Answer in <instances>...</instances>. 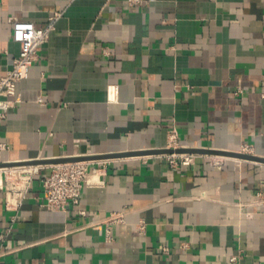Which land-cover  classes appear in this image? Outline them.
Here are the masks:
<instances>
[{
    "label": "crops",
    "instance_id": "1",
    "mask_svg": "<svg viewBox=\"0 0 264 264\" xmlns=\"http://www.w3.org/2000/svg\"><path fill=\"white\" fill-rule=\"evenodd\" d=\"M142 1L0 0V79L12 19L60 15L0 119L2 161L134 154L94 160L103 185L64 212L41 207L52 164L16 212L0 188V264H264V164L135 155L175 128L180 148L264 158V0Z\"/></svg>",
    "mask_w": 264,
    "mask_h": 264
},
{
    "label": "built area",
    "instance_id": "2",
    "mask_svg": "<svg viewBox=\"0 0 264 264\" xmlns=\"http://www.w3.org/2000/svg\"><path fill=\"white\" fill-rule=\"evenodd\" d=\"M142 0H127L128 7L141 5ZM59 14L52 15L45 27H36L32 23L12 19L11 38L20 47V51L12 60L11 68L0 79V119L6 118L9 110L18 102L16 85L27 78L32 64L37 60L38 52L44 45ZM118 89L116 86H109L107 89L108 102L115 101ZM7 147L0 144V153ZM167 150L180 149L178 144V133L175 128L168 132ZM170 168L189 166L194 162V154H164ZM28 163V162H26ZM7 164L1 159L0 165ZM218 164V163H217ZM219 165V164H218ZM42 165H26L0 168V188L4 189L5 210L16 212L26 199L30 184ZM105 164L100 161H80L63 163L49 166L50 173L41 179L44 202L41 207L50 211L64 212L68 206H78L82 190L85 187H98L103 185L101 175ZM109 224L121 222L120 218L112 217ZM143 230V225H140ZM109 238V231L107 232ZM168 252L167 248L163 249ZM4 253L0 247V258ZM235 257L231 261H235ZM45 264V263H43Z\"/></svg>",
    "mask_w": 264,
    "mask_h": 264
},
{
    "label": "water",
    "instance_id": "3",
    "mask_svg": "<svg viewBox=\"0 0 264 264\" xmlns=\"http://www.w3.org/2000/svg\"><path fill=\"white\" fill-rule=\"evenodd\" d=\"M172 153L217 155L221 157L236 158L240 160L264 164V158L255 157L253 155H248L244 153H236V152H228V151L204 150V149H194V148H180V149H175V150L163 149L159 151H147L145 153H137L135 155H160V154H172ZM129 156H134V154L126 153V154H119V155H104V156H98V157H76V158H67V159H57V160H52V161H33V162H28V163H7V164L0 165V168L18 166L19 164L56 165V164L71 163V162L105 160V159L121 158V157H129Z\"/></svg>",
    "mask_w": 264,
    "mask_h": 264
}]
</instances>
